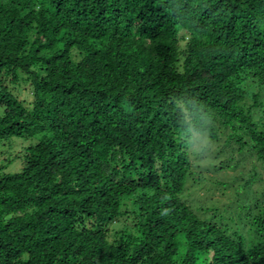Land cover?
<instances>
[{
	"label": "trees",
	"instance_id": "trees-1",
	"mask_svg": "<svg viewBox=\"0 0 264 264\" xmlns=\"http://www.w3.org/2000/svg\"><path fill=\"white\" fill-rule=\"evenodd\" d=\"M0 106V264H264V0H0Z\"/></svg>",
	"mask_w": 264,
	"mask_h": 264
},
{
	"label": "rangeland",
	"instance_id": "rangeland-1",
	"mask_svg": "<svg viewBox=\"0 0 264 264\" xmlns=\"http://www.w3.org/2000/svg\"><path fill=\"white\" fill-rule=\"evenodd\" d=\"M2 87L15 96L19 101L28 105L32 101L31 88L28 84L19 82L17 84L10 83L9 80L1 82ZM4 108L0 106V117L3 115ZM40 139V135H36L30 139L11 138L0 142V174H13L21 169L23 162L24 151L30 146H34ZM12 162L8 163L9 161ZM206 161L203 162L205 165ZM250 164H242L235 171H227L222 174L206 173L210 176V183L208 185V193L206 197L217 205L228 204L235 200L234 194L239 188L238 177L247 179V173L250 170ZM262 165H256L257 171L262 174ZM242 171V173H240ZM263 175V174H262ZM264 176V175H263ZM225 183L223 186L222 184ZM255 190H260L259 185H254ZM217 202V203H216ZM121 224L113 226L119 228Z\"/></svg>",
	"mask_w": 264,
	"mask_h": 264
},
{
	"label": "clouds",
	"instance_id": "clouds-1",
	"mask_svg": "<svg viewBox=\"0 0 264 264\" xmlns=\"http://www.w3.org/2000/svg\"><path fill=\"white\" fill-rule=\"evenodd\" d=\"M208 115L210 119L207 122L206 126H204L200 138L197 140V142L193 145L191 149L192 155L197 159L202 158L205 155V153L209 150V144H210L209 137H210L212 121H211V113H208Z\"/></svg>",
	"mask_w": 264,
	"mask_h": 264
}]
</instances>
